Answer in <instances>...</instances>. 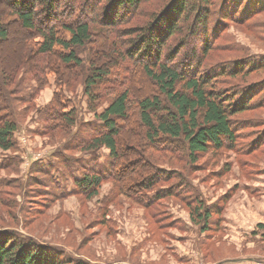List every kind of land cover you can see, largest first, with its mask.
Listing matches in <instances>:
<instances>
[{
    "label": "trees",
    "instance_id": "1",
    "mask_svg": "<svg viewBox=\"0 0 264 264\" xmlns=\"http://www.w3.org/2000/svg\"><path fill=\"white\" fill-rule=\"evenodd\" d=\"M215 1L0 0V43L9 40L14 26L26 34L24 40L30 37L34 42L21 45L19 56L25 60L11 74L0 63V150L18 151L15 133L34 106L38 92L29 86L30 81L37 79L42 90L47 86L42 74L50 70L62 91L70 90L78 78L82 81L88 107L100 122L91 128L90 138H77L67 151L90 155L102 148L109 151L107 163L81 165L82 176L74 179V191L59 198L79 191L93 198L105 182H113L117 194L145 208L172 196L171 188L160 186L170 183L175 173L158 168L152 153H184L195 163L199 155L209 151L234 148L242 129L236 125L235 117L254 106H264L254 100L251 88L217 90L215 76L199 74L203 68L199 52L206 54L212 49L209 26H218L211 18ZM229 7V3L223 6L227 11L223 22L231 10V14L244 11L246 16L242 15L240 21L252 20L264 12V0H233L232 9ZM34 56H38L36 64L30 63ZM51 58L56 61L49 65ZM25 66L30 76L17 78L16 82L15 75ZM122 66L131 73L126 81L118 74ZM255 67L254 62L234 63L229 73L249 72ZM141 75L145 83L153 86L150 95L135 94L134 83ZM11 86L16 89L10 90ZM262 91L264 87L258 94L262 95ZM105 102V108L98 113ZM65 105L54 96L37 111L43 122L38 135L76 128L77 112H68ZM253 124L251 129L257 127V122ZM137 127L143 131L140 142ZM263 144V138L254 139L246 152L251 154ZM38 167L42 172L49 171ZM53 186L60 191L57 183ZM193 215L208 223L213 211L200 204ZM0 264L90 263L15 231L0 230Z\"/></svg>",
    "mask_w": 264,
    "mask_h": 264
},
{
    "label": "rangeland",
    "instance_id": "2",
    "mask_svg": "<svg viewBox=\"0 0 264 264\" xmlns=\"http://www.w3.org/2000/svg\"><path fill=\"white\" fill-rule=\"evenodd\" d=\"M226 3L231 10L233 0L214 3L211 18L218 26H209L212 49L206 54L199 52L203 65L199 74L215 76L217 90L251 88L254 100L264 103V91L258 94L264 87V12L240 21L246 16L244 11L231 14V10L223 22ZM25 35L14 26L9 40L0 43V63L6 73L14 72L12 69L25 60L19 56L21 45L34 44L30 37L24 40ZM33 58L30 63L36 64L38 56ZM55 61L51 58L49 65ZM241 62H254L256 67L229 73L234 63ZM25 68L15 75L16 82L30 76V69ZM118 74L125 81L131 78L123 66ZM42 80L47 84L42 90L37 79L30 81L29 86L38 92L15 133L18 151L0 150V230L15 231L90 264H264V144L251 154L246 152L252 140L263 138L264 142V106H254L235 117L242 129L234 148L209 151L199 155L195 163L184 153H152L158 168L175 173L170 183L160 186L171 188L173 195L154 206L145 208L117 194L113 182L103 183L93 198L79 191L60 199L74 191V179L82 176L81 165L107 163L109 151L102 148L94 155L67 151L77 138H90L91 128L100 122L88 107L79 78L64 91L55 85L50 70L42 74ZM143 80L141 75L134 83L135 94L150 95L153 86ZM54 96L62 99L68 112L76 110L78 125L70 132L64 128L40 136L43 122L37 111ZM105 106L106 102L98 113ZM253 122H257L255 129H251ZM258 129L261 131H254ZM136 133L140 142V127ZM67 159H72V164L65 163ZM38 166L49 171L42 172ZM52 183H57L60 191H55ZM200 204L213 211L208 223L193 215Z\"/></svg>",
    "mask_w": 264,
    "mask_h": 264
}]
</instances>
